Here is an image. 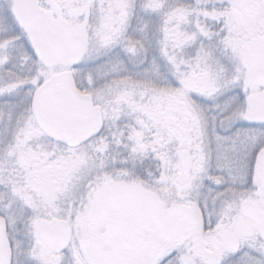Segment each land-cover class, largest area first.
<instances>
[{
	"label": "snow or ice",
	"instance_id": "obj_1",
	"mask_svg": "<svg viewBox=\"0 0 264 264\" xmlns=\"http://www.w3.org/2000/svg\"><path fill=\"white\" fill-rule=\"evenodd\" d=\"M0 264H264V0H0Z\"/></svg>",
	"mask_w": 264,
	"mask_h": 264
}]
</instances>
